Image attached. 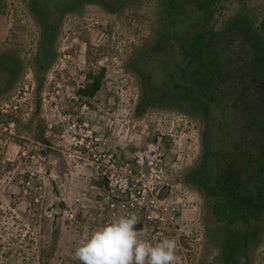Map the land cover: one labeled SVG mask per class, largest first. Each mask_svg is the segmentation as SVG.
I'll use <instances>...</instances> for the list:
<instances>
[{
	"label": "rangeland",
	"instance_id": "obj_1",
	"mask_svg": "<svg viewBox=\"0 0 264 264\" xmlns=\"http://www.w3.org/2000/svg\"><path fill=\"white\" fill-rule=\"evenodd\" d=\"M87 1L95 0H33L32 7L28 6V0H0V54L11 51L19 54L25 63L17 84L9 91L14 76L1 60L0 107L11 104L9 101L14 96L28 100L24 92L34 97L30 102L21 101L26 106L21 105L15 116L0 113V264H80L75 251L92 233L121 216L130 215L138 218L141 239L153 245L166 238L176 241L173 264H228L221 237L210 235L214 230L210 226L215 227L216 219H211L203 204L200 207L199 193L184 183L172 181L174 171H182L196 158L200 147L198 120L167 107L149 108L141 115L135 112L141 89L138 77L127 72L125 64L133 50L159 28L161 0H129L115 14L90 7ZM103 1L111 8L118 3V0ZM220 1L222 7L215 16L235 14L244 8L264 14V0ZM80 4L83 5L80 11L66 12L60 22L56 56L42 82V74L34 71L41 38L37 18H50L55 24L64 9ZM178 33L165 41L162 51L152 52L143 59L141 68L148 76L159 78L166 72L182 75L178 69L185 68L187 59ZM102 73L106 88L98 93L100 101L88 97L85 101L90 100L89 103L83 101L90 108L87 120L92 116L91 126L95 131L102 129L99 123L103 125V138H97V148L109 149L122 143L124 148L132 150V145L143 146L148 141L162 144L171 171L169 184H173L176 199L185 205L178 209L175 206V213L166 217H181L180 223L176 220L178 224L164 229L163 225L150 222L145 210H133L125 199L121 200L124 209L110 212L103 205L104 199L111 198L106 191L107 181L98 188L92 180L84 179L94 175L84 166L88 152L70 148L68 138L60 140L62 145L58 142L65 124L49 126L53 112L43 103V93L60 90L59 113L69 110L77 116L81 105L75 112L67 97L78 95L79 88ZM108 84L114 89L109 99L113 102L111 106L105 102ZM46 98L51 100L50 96ZM96 105V114L101 113L99 118L106 122L95 123L92 107ZM105 115L114 116L109 119ZM2 123L15 127L11 132ZM113 141L116 143L112 144ZM107 142L111 145L103 147ZM24 152L28 156L37 154L27 158ZM246 229L241 242L250 249L235 256L236 264H264V223L256 235L252 227L241 232Z\"/></svg>",
	"mask_w": 264,
	"mask_h": 264
},
{
	"label": "trees",
	"instance_id": "obj_2",
	"mask_svg": "<svg viewBox=\"0 0 264 264\" xmlns=\"http://www.w3.org/2000/svg\"><path fill=\"white\" fill-rule=\"evenodd\" d=\"M220 2L161 0L159 28L133 50L125 69L139 80L141 93L135 106L136 115L144 114L149 108L167 107L198 120L200 147L196 158L182 171H174L172 181L184 183L199 193L200 207L203 204L211 219H216L215 227L210 223L214 229L210 232L211 237H221L225 261L236 264L235 256L250 249L241 242L247 229L241 231L252 227V233L256 235L264 223V14L244 8L235 14L215 16L222 7ZM32 3L33 0H28L27 4L32 7ZM85 3L115 14L129 0H118L114 8L106 7L103 0ZM82 6L64 9L55 24L50 18H37L41 38L34 71L42 74V82L56 56V41L64 14L78 12ZM191 11L194 13L189 17ZM186 27L183 32L182 28ZM177 33L183 39V56L187 59L185 68L178 69L182 75L166 72L159 78L148 76L141 68L143 59L152 52L162 51L165 41ZM1 60L14 76L8 88L10 91L22 75L25 63L19 54L11 51L1 53ZM103 76L104 73L95 75L79 88L80 98L100 101L98 93L101 88H106ZM112 93L114 89L108 84L106 105L113 103L109 102ZM86 101L89 103L90 100ZM97 107H92L95 123L106 122L99 118V111L100 114H96ZM113 116L105 115V118ZM89 120L93 123L92 116ZM98 127L102 129L97 131V136L103 138L102 123ZM135 148L132 145V150ZM90 180L98 188L106 182L104 179L95 182L98 180L95 175L89 176L88 182ZM170 189L172 192L168 191L167 198L173 204L171 212L175 213V206L178 209L185 205L176 199L174 187ZM181 219L176 220L180 223Z\"/></svg>",
	"mask_w": 264,
	"mask_h": 264
},
{
	"label": "built area",
	"instance_id": "obj_3",
	"mask_svg": "<svg viewBox=\"0 0 264 264\" xmlns=\"http://www.w3.org/2000/svg\"><path fill=\"white\" fill-rule=\"evenodd\" d=\"M24 94L28 100L16 99L14 96L13 101H9L11 104H5L0 107V113L6 115L14 114L15 116L23 104L21 101L30 102L34 99L31 94L26 92ZM60 95V90H46L42 95L43 103L51 110V113L53 112L52 117L49 118V126L65 124V129L61 130L58 142L61 144L63 142L60 140L68 138L70 139L68 143L70 148H75L76 150L84 149V152H88L84 166L94 173L95 176L98 175L99 180L104 179L107 181L106 191L111 198H108L109 201L104 199L103 205L110 212L120 211L125 206L121 200L125 199L131 203L133 210H145L148 213L149 221L163 225L164 229L177 223L174 222L176 221L174 217L172 219L166 217H170L172 214L171 206L173 204L167 198L168 191L172 192L169 184L171 171L169 170L167 151L163 148L164 146L154 141H148L143 146H136L131 151L124 148L122 143L111 145L107 142L104 143L103 147L110 144L111 147L109 149H104L105 147L101 149L102 146L97 148V132L91 126L90 121L87 120L91 113L90 108L83 104L84 100L80 96L73 93L68 99L72 102L75 112L78 110L77 107L81 105V107L79 106V114L77 116L73 115L69 110L67 111L69 113H59L57 98ZM47 96H50L51 100H48ZM55 103L56 105H54ZM81 118L85 122H80ZM7 124L2 123V125L9 127L12 132L15 126L11 123ZM28 154L23 153L27 158L37 153L35 152L30 156ZM84 179L88 180L89 178L85 177ZM126 209L129 208L127 207ZM156 212L158 213L156 214Z\"/></svg>",
	"mask_w": 264,
	"mask_h": 264
},
{
	"label": "clouds",
	"instance_id": "obj_4",
	"mask_svg": "<svg viewBox=\"0 0 264 264\" xmlns=\"http://www.w3.org/2000/svg\"><path fill=\"white\" fill-rule=\"evenodd\" d=\"M135 215L121 216L106 224L75 251L80 264H173L176 241L151 244L141 239Z\"/></svg>",
	"mask_w": 264,
	"mask_h": 264
}]
</instances>
